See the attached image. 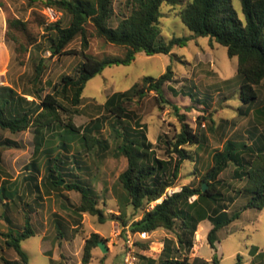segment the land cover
Here are the masks:
<instances>
[{"label": "rangeland", "instance_id": "rangeland-1", "mask_svg": "<svg viewBox=\"0 0 264 264\" xmlns=\"http://www.w3.org/2000/svg\"><path fill=\"white\" fill-rule=\"evenodd\" d=\"M129 1L114 0L115 16L111 25L116 26L123 15L129 14ZM232 3L243 18L240 0H232ZM180 10V6H162L163 41L193 34L182 22ZM57 11L58 20L63 26L67 25L68 17ZM13 20H20L25 26L10 27ZM52 22L56 21L50 19L41 0L34 3L0 0V78L5 82L3 86L37 102L47 94H55L71 109V121L80 131L70 140L69 151L57 147L62 141L60 135L64 134V126L46 133L44 145L37 151L35 127L19 133L0 128V264L18 259L15 250L7 246L5 234L10 230L23 231L27 217H30L35 235L23 240L21 245L29 254L30 264H84L85 245L93 233L106 240L109 252L95 248L88 264H121L126 231L144 212L127 204L119 182L120 174L128 167L127 158L119 156L118 152V147L124 143L125 128H137L136 121L140 119L146 125L145 133L156 155L166 159L165 142L180 133V115H184L203 142L185 147L192 159L182 164L174 188L198 186L213 165V154L222 150L227 140L246 143L257 151L264 147V80L255 87L257 99L249 105L244 104L237 58H230L226 47L211 43L209 38L195 37L187 46H176L173 55L139 53L130 65L107 67L89 81L81 104L73 107V92L63 91V78L79 75L85 54L103 59L122 57L126 50L99 37L94 26L89 24L87 48L83 46L82 36H78L67 47L71 54L54 56L50 51L54 32L47 30ZM42 60H45V68L37 77V66ZM169 66L174 72L173 81L163 87L164 100L152 91L141 100L127 102L126 107L133 116L121 121L122 136H118L110 125L115 118L107 116L104 108L106 100L115 92L127 91L135 83H141L144 77H160ZM174 106L180 109L179 113ZM68 115L62 113L63 124L68 122ZM105 117L108 121L94 134L107 143V147L88 150L82 139L84 128L91 121ZM59 152L70 159L62 171L64 184L55 188L48 179L47 168L49 159ZM235 169L231 163L219 176L220 183L216 185L222 194L220 200L211 208H205L206 214L211 216L222 210L232 216L242 210L239 219L218 232L216 246L220 264H264V208L244 210L248 198L241 189L248 177L238 179ZM76 180L93 190L97 207L104 212V222L98 216L79 212L82 195L65 188ZM202 224L200 228L199 223L194 233L186 230L182 244L176 237L178 228L175 231L160 228L150 233V238L138 248V264H150L142 256L155 260L156 264H161L167 256L186 264H213L216 250L208 242L213 225L209 219ZM189 240L193 243L191 248ZM168 245L172 250L163 256L164 246Z\"/></svg>", "mask_w": 264, "mask_h": 264}, {"label": "trees", "instance_id": "trees-1", "mask_svg": "<svg viewBox=\"0 0 264 264\" xmlns=\"http://www.w3.org/2000/svg\"><path fill=\"white\" fill-rule=\"evenodd\" d=\"M28 1L34 3L40 0ZM41 1L46 8L53 7L68 17V24L65 26L60 20L47 26V30L54 32L50 40L52 55L71 54V50H67V47L78 36H82L83 46L87 48L89 24L94 26L99 37L126 50L122 57L103 59L85 54V60L79 67V75L76 78L70 76L63 78V91L73 92L71 99L73 107L81 104L89 81L102 74L107 67L130 65L139 53L148 56L173 55L176 46H187L195 37H207L211 43L216 42L226 47L229 57L238 60L237 74L242 81L240 87L242 102L249 105L257 99L255 87L264 80V0H240L243 18L239 17L232 0H130L129 14L123 15L116 26L111 25L115 16L114 0ZM164 4L181 7L179 16L193 33L191 36L174 37L168 42L162 40L160 18ZM11 26L24 27L25 24L20 20H13L10 21ZM44 68L45 60H42L37 66V77L42 75ZM173 73L172 67L169 66L166 73L160 77H144L141 83H135L127 91L115 92L106 100L104 108L108 113L107 116L115 118L114 121H110V125L118 136H122L119 126L121 121L130 120L133 116L126 103L136 98L141 100L152 91L164 100L163 87L173 81ZM174 107L179 113L180 109ZM62 113L69 114L68 122L65 124L62 121ZM72 113L55 94H47L37 102L36 99L28 100L9 86H0V128L19 133L35 127L38 139L37 151H41L44 145L45 134L50 131L56 132L61 126H64V134L60 135L62 141L57 147L69 151L70 140L80 132L71 121ZM107 121V117L97 118L84 128L82 139L88 150L96 146L102 149L107 147V143L104 144V141L94 134L100 131L102 124ZM180 122L182 123L180 133L173 140L165 142L166 159L156 155L153 143L148 140L145 133L146 125L142 124L140 119L136 121L137 128L136 126L133 129L125 128L124 143L118 147V152L119 156L123 155L127 158L128 167L120 174L119 182L127 204L137 211H144L142 217L133 221L129 229L132 233H152L160 228L168 231H175L178 228L176 237L179 244H182L185 243L186 230L194 233L199 223L209 219L213 227L208 234V242L211 248L216 250L212 263L220 264L216 246L218 232L239 219L242 210L232 216L226 210L211 216L206 214L205 208H211L220 200L222 194L217 191L216 182L220 183L219 176L231 163L236 166L235 176L238 179L243 180L248 177L246 185L241 189V193L248 198L244 210L264 208V147L257 151L253 146L229 139L222 150L213 154V165L198 186L185 185L180 191L164 197L169 188L177 185L184 161L192 159L191 153L185 147L203 142L202 136L195 132L184 115H180ZM69 159L70 156L63 155L62 152L49 159L48 179L55 188L61 187V182L64 181L62 171ZM77 164L80 167V163ZM32 167L36 169L37 166L32 164ZM204 184L207 185L206 191L203 190ZM65 188L82 195L79 212L98 216L102 222L105 221L104 212L97 207V201L90 187L76 180L66 184ZM163 197L162 202L149 208ZM193 197L196 199L191 202ZM34 235L30 217L26 218L23 231L10 230L5 234L7 246L14 249L18 255V259L5 260V264H30L29 254L22 248L21 243ZM101 241L106 242L98 233H93L87 240L83 256L84 264L91 261L93 250L99 247ZM144 242L146 241L137 242L138 248L143 246ZM187 243L190 248L193 246L192 240ZM164 247L163 256H166L172 248L169 245ZM142 257L150 264H156L155 260ZM161 264H186V262L167 256Z\"/></svg>", "mask_w": 264, "mask_h": 264}, {"label": "built area", "instance_id": "built-area-1", "mask_svg": "<svg viewBox=\"0 0 264 264\" xmlns=\"http://www.w3.org/2000/svg\"><path fill=\"white\" fill-rule=\"evenodd\" d=\"M47 14L52 21H57L59 19V12L53 7L47 8ZM4 83H5L4 80L0 78V86H3ZM180 190L175 188H169L164 197H166L167 195H172L173 193H176ZM164 197L158 200L157 203L162 202ZM149 238H150V233L147 232L132 233L128 228V230L126 231L125 248H124L121 264H138L140 259H139L137 242L147 241Z\"/></svg>", "mask_w": 264, "mask_h": 264}, {"label": "water", "instance_id": "water-1", "mask_svg": "<svg viewBox=\"0 0 264 264\" xmlns=\"http://www.w3.org/2000/svg\"><path fill=\"white\" fill-rule=\"evenodd\" d=\"M61 184H64V181H62ZM206 189H207V185L204 184L203 185V190L206 191ZM99 248L102 250L103 253H108L109 252V248H108L106 242H104V241H101L99 243Z\"/></svg>", "mask_w": 264, "mask_h": 264}, {"label": "crops", "instance_id": "crops-1", "mask_svg": "<svg viewBox=\"0 0 264 264\" xmlns=\"http://www.w3.org/2000/svg\"><path fill=\"white\" fill-rule=\"evenodd\" d=\"M202 222H203V221H202ZM202 222H201V223H200V225H199V226H200V228H202V226H203ZM210 230H211V229H210Z\"/></svg>", "mask_w": 264, "mask_h": 264}]
</instances>
